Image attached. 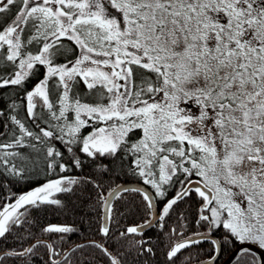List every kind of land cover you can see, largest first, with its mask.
Wrapping results in <instances>:
<instances>
[{
    "label": "snow or ice",
    "instance_id": "1",
    "mask_svg": "<svg viewBox=\"0 0 264 264\" xmlns=\"http://www.w3.org/2000/svg\"><path fill=\"white\" fill-rule=\"evenodd\" d=\"M37 66L43 78L29 90ZM10 87L23 90L26 118L0 113L3 163L23 158L9 150L24 147L43 157L46 176L81 168L80 152L108 158L105 172L131 158V173L154 193L118 185L105 197L91 177L48 179L0 207V238L25 230L31 236L29 206L63 208L57 194L87 182L98 190L106 222L111 199L122 192L140 193L150 215L155 198H163L162 215L154 214L159 220L195 194L197 230L186 235L187 220L178 215L168 234L169 264L185 249L195 255L189 252L181 264H219L226 250L228 264H264V0H0V90ZM56 142L70 154L67 161ZM21 171L12 164L13 174ZM171 188L176 192L169 198ZM151 227L148 219L119 236H140ZM101 231L109 235L106 225ZM144 244L133 247L152 253ZM40 246L58 255L41 240L5 252L0 264ZM92 246L121 264L103 244ZM49 260L71 264L67 255Z\"/></svg>",
    "mask_w": 264,
    "mask_h": 264
},
{
    "label": "trees",
    "instance_id": "2",
    "mask_svg": "<svg viewBox=\"0 0 264 264\" xmlns=\"http://www.w3.org/2000/svg\"><path fill=\"white\" fill-rule=\"evenodd\" d=\"M71 45L72 42H65ZM66 62L64 57H57V63ZM36 76L32 77L26 84L30 90L33 84L43 78L44 69L42 66H37ZM82 94L87 90L81 83L78 86ZM24 92L18 87H10L5 90H0V113L4 115L18 114L21 119L26 118V113L23 109ZM15 104V112H11V105ZM4 117L0 116V124H2ZM31 124V121L28 120ZM9 124L11 122L9 121ZM91 129L85 128L82 130L83 135H87ZM131 135V134H130ZM4 139V138H0ZM56 147L64 152L65 161L69 159L65 149L56 142ZM9 151H14L23 154L21 157H4L9 162L7 164L0 160V207L11 203L19 195L39 187L46 183L48 179H55L59 176L68 175L73 178H87L91 177L96 182L103 185L104 196L106 197L115 186L124 184L126 182L143 184L141 178L133 175L130 168L131 158L124 161V166L121 168L119 162L111 165L114 171L105 172L104 167L108 165L109 159L105 157H98L96 159L87 157L80 152L78 155L83 161L81 168L71 167V171L61 173H53L46 176L44 164L42 163V156H37L36 152L30 147L13 148ZM15 164L17 169H22L18 174L12 173V164ZM147 186L150 190V186ZM74 191L70 194H57L55 198L63 201L64 207L59 208L55 205H41L40 207L29 206L30 219L33 221L30 232L13 231L7 239L0 238V257H3L5 252L23 251L25 248L32 247L37 241H45L52 244L55 253L53 254L49 248L44 246L37 247L33 253L25 257L11 256L4 257L3 264H50L49 257L52 260H61L65 255L71 264H111L110 258L104 252L92 244H103L113 256H117L121 264H169L166 253L169 246L168 234L171 228L177 227V217L179 214L187 220L188 229L186 235H191L196 229L197 209L200 201L193 194L191 198H187L186 202H179L174 206L175 211L170 212L169 217L163 220H158V223L148 231L143 232V235L132 236L127 239L119 236V233L124 231L127 227L143 224L146 220L151 218L148 210L145 207V202L140 193L124 192L115 198L111 207V217L109 219V235L105 237L101 231L103 224V205L97 197V188L91 183H81L73 186ZM154 193V190H152ZM176 192V188L169 189L168 196L171 198ZM158 209L162 213L165 201L163 198L156 197ZM20 211H24L21 209ZM67 226L73 229L71 233H45L43 229L47 226ZM203 229H201L202 231ZM23 237V239L18 238ZM63 237V239H61ZM174 240H181L183 237L176 236ZM135 241H145L144 247L151 248L152 253L138 251L137 247H133ZM82 245L83 247H77ZM207 249V245L203 246ZM75 249V251H73ZM189 252L195 255V249L182 250L178 254L179 259L176 264H181ZM232 252L225 251L219 257V264H222ZM206 251L202 253L206 255ZM67 264V261H63Z\"/></svg>",
    "mask_w": 264,
    "mask_h": 264
},
{
    "label": "water",
    "instance_id": "3",
    "mask_svg": "<svg viewBox=\"0 0 264 264\" xmlns=\"http://www.w3.org/2000/svg\"><path fill=\"white\" fill-rule=\"evenodd\" d=\"M117 186H115L114 188H116ZM119 186H123V187H127V188H141L142 190H146V191H149L150 193H153L152 190H150L147 186H145L144 184H142L140 182H135V183L126 182L124 184H120ZM122 193H124V192H122ZM122 193H120V194H122ZM115 198L111 199V201H110V206L111 207L113 205V202H114ZM154 204H155V207L152 209L153 215H151V218H150L153 221V226H155L158 223V220H159V219H157V217L154 214L155 213H160L162 215V213L158 209L157 201L154 200ZM105 213H106V209H105V207H103V211H102V214H103L102 224H103V226L106 225L108 227L109 226V224H108L109 223V219L107 220V222L105 221ZM148 229H150V228H145L144 229V232L145 231H148ZM231 256H232V253L226 259H224V261H223L222 264H228L229 258Z\"/></svg>",
    "mask_w": 264,
    "mask_h": 264
}]
</instances>
